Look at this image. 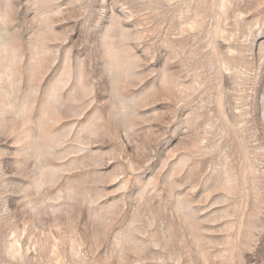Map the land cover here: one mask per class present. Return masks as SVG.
Listing matches in <instances>:
<instances>
[{"label":"rangeland","instance_id":"obj_1","mask_svg":"<svg viewBox=\"0 0 264 264\" xmlns=\"http://www.w3.org/2000/svg\"><path fill=\"white\" fill-rule=\"evenodd\" d=\"M0 264H264V0H0Z\"/></svg>","mask_w":264,"mask_h":264}]
</instances>
